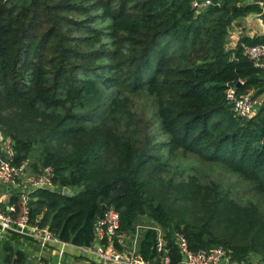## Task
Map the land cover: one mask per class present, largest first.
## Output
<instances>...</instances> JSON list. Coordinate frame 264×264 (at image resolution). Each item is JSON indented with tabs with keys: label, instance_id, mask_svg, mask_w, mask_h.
Returning a JSON list of instances; mask_svg holds the SVG:
<instances>
[{
	"label": "trees",
	"instance_id": "1",
	"mask_svg": "<svg viewBox=\"0 0 264 264\" xmlns=\"http://www.w3.org/2000/svg\"><path fill=\"white\" fill-rule=\"evenodd\" d=\"M210 1L0 0L4 152L32 175L50 166L58 186L30 193L32 222L85 247L102 205L113 206L118 233L134 237L141 217L158 225L168 264L181 263L176 232L238 264L264 257V101L235 118L226 97L229 87L264 93V70L242 53L264 35L228 44L261 9ZM9 204L19 210V193ZM158 228L137 240L150 264L162 263ZM24 258L18 251L15 264Z\"/></svg>",
	"mask_w": 264,
	"mask_h": 264
},
{
	"label": "built area",
	"instance_id": "2",
	"mask_svg": "<svg viewBox=\"0 0 264 264\" xmlns=\"http://www.w3.org/2000/svg\"><path fill=\"white\" fill-rule=\"evenodd\" d=\"M211 4L210 0H192L191 6L195 10H202ZM242 53L247 56L253 64L264 70V45H242ZM226 97L231 103L232 115L235 118L250 117L257 107L264 101V93L254 96L251 93L236 95L233 87L226 90ZM54 171L46 166L39 175L32 178L26 177L24 165H14L10 161L0 159V185L6 183H20L24 180L28 189L19 193V205L17 210L15 204H9L7 209L0 210V244L11 235H17L24 239L37 243L41 247L58 244L61 248L59 255L63 254L65 246L72 244L60 240L46 226H39L30 218V193L38 188H58L52 181ZM120 224L119 212L113 207H105L102 214L96 219L93 229V242L89 246L77 247L83 250L94 262L103 264H150L144 260L137 250V242L124 243L123 236L118 233ZM115 241H117L116 247ZM175 243L182 256L180 264H238L230 260L229 251L223 246L210 249L194 251L190 249L185 236L179 232L175 233ZM73 246V245H72ZM74 247V246H73ZM157 251L162 253V263L168 264L169 258L164 246V240L158 235ZM39 264H43L40 262Z\"/></svg>",
	"mask_w": 264,
	"mask_h": 264
},
{
	"label": "crops",
	"instance_id": "3",
	"mask_svg": "<svg viewBox=\"0 0 264 264\" xmlns=\"http://www.w3.org/2000/svg\"><path fill=\"white\" fill-rule=\"evenodd\" d=\"M248 16L249 15L243 18L246 22H248L247 20ZM243 19L240 20V22H243ZM241 32H242L241 27H239V24L236 23V26L233 27L230 31L229 45L231 47L234 45ZM261 33L262 30H260L258 34ZM246 34L254 35L253 32L251 33L246 32ZM3 140L4 139H2L0 146L2 149V153L5 154V156L7 157L5 152L10 153V150H8L9 148L8 142L7 141L3 142ZM35 176L36 175H32L26 172L27 178H32ZM25 187L26 189H28L26 182L25 184L20 182V183H6L0 185V210L2 211L6 210L7 206L9 205L10 196L15 193H21L22 191H24ZM120 235L121 236L124 235L123 242L126 244L131 243L133 239L134 241L136 240V242L138 240L137 234L134 237H131L127 234H120ZM73 246L72 245L65 246L63 248V254L59 255L58 250L61 248V246H59L58 244H51L50 246L47 247H41L37 243L32 242L30 240L24 239L17 235H11L9 237H6V239H4L0 244V258H1L0 264H7L6 262L7 256L12 259V264H15V257L18 251L23 253L25 256L24 261L19 264H39L40 262H42L43 264H93L94 263V261L83 250L77 248V246L74 247Z\"/></svg>",
	"mask_w": 264,
	"mask_h": 264
},
{
	"label": "rangeland",
	"instance_id": "4",
	"mask_svg": "<svg viewBox=\"0 0 264 264\" xmlns=\"http://www.w3.org/2000/svg\"><path fill=\"white\" fill-rule=\"evenodd\" d=\"M237 24H239V27H241L242 33H245V34H246V32H248V33L253 32V34H258L259 31L262 30V28L258 27V24L255 23V21L253 22L251 20L246 22L243 19V22L238 21ZM228 44H229V40H228ZM139 102H141V101H139ZM212 168H214V169H212ZM220 169L221 168H219L218 166H213V167H210L209 170L213 172V175H218L217 172L220 171ZM22 183L25 184V181L22 180ZM148 226H155V227L157 226V228H158V225L156 223L152 222L151 220H149V219H147L145 217L139 218L138 222H137V225H136V234H137V236L139 237L140 234L145 229L148 228ZM158 232H159V236H161V239L163 240L160 228H158ZM250 258H251V264H264V257H262V256L251 254ZM2 260H3V258H2ZM0 262H1V258H0ZM90 262H93V261H90Z\"/></svg>",
	"mask_w": 264,
	"mask_h": 264
},
{
	"label": "water",
	"instance_id": "5",
	"mask_svg": "<svg viewBox=\"0 0 264 264\" xmlns=\"http://www.w3.org/2000/svg\"><path fill=\"white\" fill-rule=\"evenodd\" d=\"M249 4H258L260 6L261 11L259 13L253 12L248 14L247 20L255 21L258 24V27L262 28V33L264 35V0H247ZM240 85V82L237 83V86ZM3 137L0 132V142L2 141ZM0 159L3 161H8L9 159L5 156V154H0ZM62 194L65 196H71L74 191L70 188L64 186L62 187ZM105 206L102 205V210H104Z\"/></svg>",
	"mask_w": 264,
	"mask_h": 264
}]
</instances>
